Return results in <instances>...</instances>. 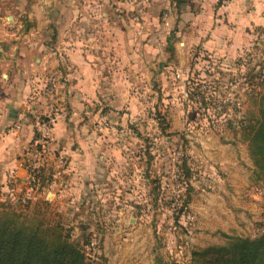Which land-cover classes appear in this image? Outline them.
Returning <instances> with one entry per match:
<instances>
[{
  "label": "clouds",
  "instance_id": "obj_1",
  "mask_svg": "<svg viewBox=\"0 0 264 264\" xmlns=\"http://www.w3.org/2000/svg\"><path fill=\"white\" fill-rule=\"evenodd\" d=\"M0 51V214L82 264L256 239L264 0H0Z\"/></svg>",
  "mask_w": 264,
  "mask_h": 264
},
{
  "label": "trees",
  "instance_id": "obj_2",
  "mask_svg": "<svg viewBox=\"0 0 264 264\" xmlns=\"http://www.w3.org/2000/svg\"><path fill=\"white\" fill-rule=\"evenodd\" d=\"M54 231L19 224L0 214V264H82V253ZM192 254L194 264H264V229L254 241L231 247L212 245ZM101 261L107 264L104 257Z\"/></svg>",
  "mask_w": 264,
  "mask_h": 264
},
{
  "label": "crops",
  "instance_id": "obj_3",
  "mask_svg": "<svg viewBox=\"0 0 264 264\" xmlns=\"http://www.w3.org/2000/svg\"><path fill=\"white\" fill-rule=\"evenodd\" d=\"M189 2H191V0H189ZM221 2H222V0H221ZM195 7H196L195 4H193V9L194 10H195ZM13 43H15V42H13ZM3 47H4L5 50H7L8 48L11 47V45L10 44H5V45H3ZM3 57H4V51H0V58H3ZM11 75H12V73L10 72L9 76H11ZM10 96H11V93H9L6 90L5 86L2 83H0V105H3V101L6 100V99H9ZM6 107L11 110L10 113H9V118L10 119H14V118L18 117L20 111L23 110L22 107L21 108L14 107V105L12 103H8L6 105ZM88 110L92 111L91 107H89ZM105 112H107V110H105ZM48 116L49 115L44 113V114H41L39 118L40 119H46ZM33 119H35V117H33Z\"/></svg>",
  "mask_w": 264,
  "mask_h": 264
},
{
  "label": "rangeland",
  "instance_id": "obj_4",
  "mask_svg": "<svg viewBox=\"0 0 264 264\" xmlns=\"http://www.w3.org/2000/svg\"><path fill=\"white\" fill-rule=\"evenodd\" d=\"M257 31H262V30H261V29H258ZM253 71H254V70H253ZM189 118H190L191 120H193V121H195V120L197 119V112H196V110H193V111L189 114ZM136 127H138V125H137ZM132 223H133V224L136 223V219H135V218H133ZM83 227L86 228L87 225H84ZM256 229H257V231H256V233H255V236H258V235H260V234L262 233V231H263V229H264V223L258 224V225L256 226ZM85 241H86V240H85ZM212 245H224V244H221V243H212V242H205L203 246H202L201 244H193V245H192V249H193V251H194V250H202V249H204V248H206V247H208V246H212ZM161 264H163L162 261H161ZM172 264H176V262H175V261H172Z\"/></svg>",
  "mask_w": 264,
  "mask_h": 264
},
{
  "label": "built area",
  "instance_id": "obj_5",
  "mask_svg": "<svg viewBox=\"0 0 264 264\" xmlns=\"http://www.w3.org/2000/svg\"><path fill=\"white\" fill-rule=\"evenodd\" d=\"M51 118H52V117L48 116L46 119H40V120H41L42 123H46V122L50 121ZM49 126H50V125H49ZM37 135H38V137H40V136H43V133L40 132L39 130H37ZM45 139H47V137H45ZM39 147H41V146H38V148H39ZM33 183H34V181H33Z\"/></svg>",
  "mask_w": 264,
  "mask_h": 264
}]
</instances>
